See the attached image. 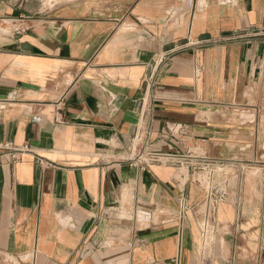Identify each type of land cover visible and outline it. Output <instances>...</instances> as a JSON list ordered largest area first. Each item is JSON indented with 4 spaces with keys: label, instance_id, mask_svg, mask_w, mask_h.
I'll return each instance as SVG.
<instances>
[{
    "label": "crops",
    "instance_id": "0c3cea01",
    "mask_svg": "<svg viewBox=\"0 0 264 264\" xmlns=\"http://www.w3.org/2000/svg\"><path fill=\"white\" fill-rule=\"evenodd\" d=\"M4 143L0 264H264V0H0Z\"/></svg>",
    "mask_w": 264,
    "mask_h": 264
},
{
    "label": "built area",
    "instance_id": "2783aa9c",
    "mask_svg": "<svg viewBox=\"0 0 264 264\" xmlns=\"http://www.w3.org/2000/svg\"><path fill=\"white\" fill-rule=\"evenodd\" d=\"M28 18L21 17L20 21H26ZM27 30L25 24L20 23L17 27V31L23 32ZM201 72V70H200ZM63 110V101H59L54 110V118L56 122L61 120V112ZM146 136V135H145ZM142 133L135 135L134 141L132 142V147L134 149L135 140H138L142 143V146L137 155L134 156V162L142 167H147L150 164H171L172 156L168 154H154L147 152V139ZM133 152V151H132ZM26 154H34L32 148L29 144L23 146H15L11 143L0 144V161L3 157H8L12 163L16 164L21 162L23 156ZM196 161L194 163L190 162L186 158H183L182 161L177 162L176 166L180 169L185 168L192 170V174L196 175L197 180L203 183L205 188V199L201 204V209L203 218L201 221V236L204 242L209 240L211 231L214 229L215 217L218 210V205L225 201L226 191L225 189L220 188L217 183L218 173L223 172L224 166L220 164H215L208 161L204 158H194ZM39 164L44 165V161L41 158H38ZM216 167V168H215ZM216 175V179H215ZM216 181V182H215ZM181 220L184 218V212L181 213Z\"/></svg>",
    "mask_w": 264,
    "mask_h": 264
},
{
    "label": "rangeland",
    "instance_id": "374dc122",
    "mask_svg": "<svg viewBox=\"0 0 264 264\" xmlns=\"http://www.w3.org/2000/svg\"><path fill=\"white\" fill-rule=\"evenodd\" d=\"M11 1L20 3L24 0H11ZM31 1L38 2V3L42 4L45 8H48V7H51L52 5L59 4V3H62L64 1H67V0H31Z\"/></svg>",
    "mask_w": 264,
    "mask_h": 264
}]
</instances>
